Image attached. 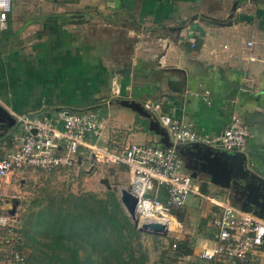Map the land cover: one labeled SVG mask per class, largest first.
I'll use <instances>...</instances> for the list:
<instances>
[{"label": "crops", "instance_id": "1", "mask_svg": "<svg viewBox=\"0 0 264 264\" xmlns=\"http://www.w3.org/2000/svg\"><path fill=\"white\" fill-rule=\"evenodd\" d=\"M233 1L40 0L37 26L0 32V107L14 119L0 130V156L19 146L16 116L52 117L59 109L94 112L103 122L98 143L110 150L137 143L128 134L156 144L147 120L117 103L132 99L156 120L165 114L206 136L237 114L248 131L240 152L264 177V0H236L232 23L219 25L213 18L225 19ZM198 175L203 197L209 188L229 200ZM17 177L23 181L14 170L1 180L5 192ZM202 203L206 219L211 204Z\"/></svg>", "mask_w": 264, "mask_h": 264}, {"label": "built area", "instance_id": "2", "mask_svg": "<svg viewBox=\"0 0 264 264\" xmlns=\"http://www.w3.org/2000/svg\"><path fill=\"white\" fill-rule=\"evenodd\" d=\"M9 8L10 0H0V31L6 28ZM245 46L251 47L252 41L247 40ZM261 65L264 66V60ZM145 107L150 108L147 105ZM156 107L154 105L152 109ZM16 118L20 143L16 150L0 156V182L14 170L22 168L51 172L73 165L79 168L84 161L89 170L92 160L99 164H122L131 173L127 186L136 196L137 224H161L164 234L157 235H168L171 251L175 249L182 232L177 210L183 206L188 193L198 194L199 190L192 177L183 171L182 162L172 146L128 142L118 151L110 150L98 143L103 122L91 111L59 109L52 117L41 114ZM157 121L166 129L173 145L198 143L227 151H241L248 137L245 125L235 113L230 115L222 130L213 136L195 132L188 124L177 122L165 114H160ZM199 194L211 204L207 217L213 232L203 239L195 252L193 248L197 258L210 264L264 258L263 219L239 210L226 197L217 201L211 195L203 197ZM0 201V241L5 243L11 240L12 226L10 215L1 212V205L7 200ZM11 253L14 259H22L17 252ZM173 258L176 264H187L190 260L189 255Z\"/></svg>", "mask_w": 264, "mask_h": 264}, {"label": "trees", "instance_id": "3", "mask_svg": "<svg viewBox=\"0 0 264 264\" xmlns=\"http://www.w3.org/2000/svg\"><path fill=\"white\" fill-rule=\"evenodd\" d=\"M143 121L147 126L146 121L144 119ZM70 203L69 206H72L70 209L65 208L59 201L55 207L48 206L44 213H35L34 222L31 224L33 228L23 231V236H28L33 243L32 250L27 256L22 250L25 245L21 230L12 228L11 240L5 243L0 241V260L4 257L11 264H146V253L138 246L133 247L131 241L133 238L138 239L140 235H147L167 239L162 255L164 253L171 257L189 255L190 260L187 264H210L193 254L196 241L186 237L179 238L175 249L171 251V240L168 235L151 234L135 229L113 191L107 190L102 198L87 192L71 195ZM177 214L182 222L181 215L179 212ZM199 228L201 231L198 234L201 237L207 238L213 232L208 217L200 219ZM80 250H84V255L80 256ZM11 252H17L22 259H14ZM215 264L258 262L218 261Z\"/></svg>", "mask_w": 264, "mask_h": 264}, {"label": "rangeland", "instance_id": "4", "mask_svg": "<svg viewBox=\"0 0 264 264\" xmlns=\"http://www.w3.org/2000/svg\"><path fill=\"white\" fill-rule=\"evenodd\" d=\"M118 1L121 4H126V2L128 3L130 0ZM238 3H241V1L239 0ZM49 11L52 12V9H46L43 12ZM37 14L39 17L35 18L34 16H37ZM6 15L9 23L7 27L6 22L7 29L5 28V30H2V34H5L8 29H13L16 26H23L22 29L26 28L25 26L31 24L33 21H35L33 23L37 26V20L40 18V0H10V8ZM21 17L24 18L21 19ZM26 17L27 19H25ZM29 17L32 19L30 20ZM116 112L118 111H114V113ZM13 134H19V129H14ZM128 140L140 143V140H137V137L134 134H128L126 136V141ZM91 164L92 167L89 170H87L88 165L83 161L79 169L76 165H73L67 169L53 170L49 173L42 172L35 168H22L19 172L23 174V181H18L17 177V181L14 182L13 187L9 188V193L5 192V190L8 189V186H3L4 183L0 184L2 192L0 200H7L4 208L5 210L2 209L1 212L6 213V210L10 209L13 203L16 202L13 213L9 214L10 225L12 228L21 230L22 240L25 245H23L24 249L22 250L25 256H27L32 250L31 244L33 243L28 236H23V231L33 228L31 227V224L34 222L36 212L44 213L48 206L51 205L55 207L59 201H61L65 208L70 209L72 207L69 206L71 205V195H78L84 192L102 198L105 192L110 190L113 191L114 196L116 197L118 188L130 183L131 173L127 167L122 164H99L94 160H92ZM198 177H200V175H198L193 181L197 183ZM102 178H106L107 183L110 186L109 189H106L105 185L101 183L100 179ZM198 184L200 187L199 190H203L202 183L198 182ZM209 190V188L206 189V191H208L207 195L213 196L215 200L222 201L225 199V196H222L219 193H213ZM6 193L13 197L8 198ZM199 193L200 192H198V194L188 193L185 197L183 206L178 209L183 224L182 232L179 236L180 238L186 237L187 239L197 241V239L201 237L198 232L201 231L199 228V222L202 217H200L198 211L200 209V204L204 202V199ZM131 224L137 229L135 224L132 222ZM166 240L167 239H158L147 235H140L138 239L133 238L131 245L133 247H140V250L146 253V264H176L177 261L175 258H172L165 253L163 255L161 254L162 251L165 250ZM3 251L6 252L5 250ZM79 254L80 256L84 255V250H80ZM3 255L6 256L4 253ZM257 261L258 264H264V258H259ZM0 264L11 263L3 257V260H0Z\"/></svg>", "mask_w": 264, "mask_h": 264}, {"label": "water", "instance_id": "5", "mask_svg": "<svg viewBox=\"0 0 264 264\" xmlns=\"http://www.w3.org/2000/svg\"><path fill=\"white\" fill-rule=\"evenodd\" d=\"M236 6L237 1L234 0L225 19L213 18V20H216L221 26L230 25ZM71 22H74V20ZM169 29L173 30L171 27ZM170 90L172 89L170 88ZM117 103L145 118L147 129L157 136L156 144L164 147L172 146L177 152L183 167L191 171L190 173L185 172L192 178H195L198 174L205 175L209 183L228 191L230 204L243 212L251 213L264 220V177L251 169L243 152L227 151L198 143L173 145L169 140L166 129L141 104L132 99H120ZM13 121L14 119L0 107V130L5 124L8 126ZM100 181L106 189L110 188L106 178H102ZM116 198L130 222L135 224L139 231L164 234V227L159 223L137 224L135 217L136 196L130 192L127 185L118 188ZM15 204L16 202L7 210L8 214L13 213Z\"/></svg>", "mask_w": 264, "mask_h": 264}]
</instances>
